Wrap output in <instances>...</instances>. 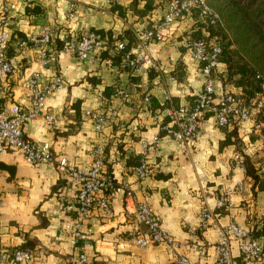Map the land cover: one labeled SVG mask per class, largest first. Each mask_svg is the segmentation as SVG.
Here are the masks:
<instances>
[{"label":"clouds","instance_id":"9594fccd","mask_svg":"<svg viewBox=\"0 0 264 264\" xmlns=\"http://www.w3.org/2000/svg\"><path fill=\"white\" fill-rule=\"evenodd\" d=\"M0 264H264V0H0Z\"/></svg>","mask_w":264,"mask_h":264}]
</instances>
